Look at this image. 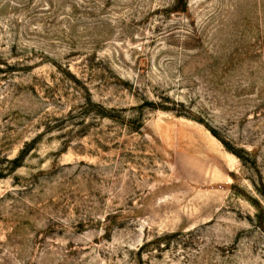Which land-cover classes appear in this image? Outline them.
I'll return each mask as SVG.
<instances>
[{
	"label": "rangeland",
	"instance_id": "obj_1",
	"mask_svg": "<svg viewBox=\"0 0 264 264\" xmlns=\"http://www.w3.org/2000/svg\"><path fill=\"white\" fill-rule=\"evenodd\" d=\"M177 1L0 0V264H264V0Z\"/></svg>",
	"mask_w": 264,
	"mask_h": 264
},
{
	"label": "trees",
	"instance_id": "obj_2",
	"mask_svg": "<svg viewBox=\"0 0 264 264\" xmlns=\"http://www.w3.org/2000/svg\"><path fill=\"white\" fill-rule=\"evenodd\" d=\"M184 1H185V0H178V1H177V4L175 5V9H176L177 11H185V10H186V8H185V4H184ZM178 4L180 5V7L178 6ZM181 5H182V6H181ZM210 131H211L215 136H217L213 130H210ZM217 137H218V136H217ZM233 153H234L235 155H237L238 157H240V154H239L238 152L233 151Z\"/></svg>",
	"mask_w": 264,
	"mask_h": 264
}]
</instances>
